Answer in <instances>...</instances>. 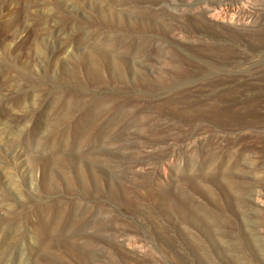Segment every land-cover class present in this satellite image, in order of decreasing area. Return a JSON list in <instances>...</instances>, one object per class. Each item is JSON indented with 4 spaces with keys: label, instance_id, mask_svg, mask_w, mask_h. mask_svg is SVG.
Segmentation results:
<instances>
[{
    "label": "rangeland",
    "instance_id": "rangeland-1",
    "mask_svg": "<svg viewBox=\"0 0 264 264\" xmlns=\"http://www.w3.org/2000/svg\"><path fill=\"white\" fill-rule=\"evenodd\" d=\"M263 133L264 0H0V264H264Z\"/></svg>",
    "mask_w": 264,
    "mask_h": 264
},
{
    "label": "bare ground",
    "instance_id": "bare-ground-1",
    "mask_svg": "<svg viewBox=\"0 0 264 264\" xmlns=\"http://www.w3.org/2000/svg\"><path fill=\"white\" fill-rule=\"evenodd\" d=\"M217 12H218V9L216 10ZM215 11V12H216ZM220 12H221V15L223 14V12L220 10ZM219 14V13H218ZM217 14V15H218ZM225 18V17H224ZM231 18V17H230ZM235 19V18H234ZM233 19V20H234ZM259 76H263V74H259ZM233 92H234V98L232 99V101H231V103L229 104V106L227 107L228 109H231V108H233V106H235V104L237 103V102H239L240 100H241V102L240 103H242L244 106V108H245V113H246V115H247V117H248V120L245 122V124L246 125H249V124H251V123H253V121L255 120V118H256V115L254 114V111H255V108H256V106L257 105H259L257 102H256V97H254V96H249V97H246V98H242L241 99V97L238 95L240 92L237 90V89H233L232 90ZM214 104V103H213ZM261 106V105H260ZM214 108H216V110H218V107H217V105H215L214 104V106H213ZM258 107V106H257ZM226 108V109H227ZM244 118V117H243ZM234 123V122H233ZM236 123V122H235ZM245 124H243V125H245ZM259 137H260V139H261V141H263L264 142V133L263 134H259L258 135ZM210 159L209 160H211L212 158H213V156H210L209 157ZM259 197V196H258ZM262 197V196H261ZM258 201V200H257ZM262 201H264V200H262ZM130 240V239H129ZM131 242V241H130Z\"/></svg>",
    "mask_w": 264,
    "mask_h": 264
}]
</instances>
